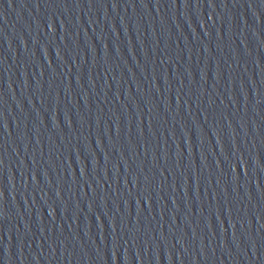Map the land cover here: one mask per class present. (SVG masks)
<instances>
[{"label":"water","instance_id":"1","mask_svg":"<svg viewBox=\"0 0 264 264\" xmlns=\"http://www.w3.org/2000/svg\"><path fill=\"white\" fill-rule=\"evenodd\" d=\"M0 264H264V0H0Z\"/></svg>","mask_w":264,"mask_h":264}]
</instances>
